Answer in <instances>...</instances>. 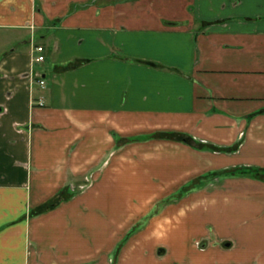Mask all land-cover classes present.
I'll return each instance as SVG.
<instances>
[{"label":"crops","instance_id":"obj_1","mask_svg":"<svg viewBox=\"0 0 264 264\" xmlns=\"http://www.w3.org/2000/svg\"><path fill=\"white\" fill-rule=\"evenodd\" d=\"M155 131L237 145L214 155L261 167L264 206V0H0V264H42L31 238L58 240L59 253L75 239L69 255L87 256L88 238L70 228L79 197L47 199L124 158L125 137ZM45 201L52 214L31 217ZM226 250L180 264H264V249ZM168 251L129 264H170Z\"/></svg>","mask_w":264,"mask_h":264},{"label":"rangeland","instance_id":"obj_2","mask_svg":"<svg viewBox=\"0 0 264 264\" xmlns=\"http://www.w3.org/2000/svg\"><path fill=\"white\" fill-rule=\"evenodd\" d=\"M141 136V139L121 138L124 158L117 160L115 156L97 161L93 174L73 184L75 191L65 195L59 192L47 199L56 202L61 197L63 200L79 197L68 209L74 222L70 228L75 235L83 231L81 234L88 238L89 249L81 248L88 255L74 256L79 250V241L75 239L68 241L59 253L58 240H46L37 247L31 238V248L41 251L33 259L42 264H129L144 256L165 259V255L157 254L162 247L169 250L173 259L168 263L180 264L187 263L191 254L207 249L230 250L221 252L226 260L236 248L264 249L261 167L244 163L227 165L230 161L226 157L214 155L228 153L237 145L222 147L189 134L165 131ZM153 138H170L175 146L188 145L191 152L175 149L171 153L164 144L151 146L147 141ZM107 166L109 171L104 169ZM49 201L33 209L31 217L40 215V218L44 212L52 214L54 205H44ZM80 220L83 222L79 223ZM65 226L58 224L54 230L50 225V228L53 234L61 231V235ZM183 233L185 238L178 239ZM89 242L93 247L91 254ZM254 256V262L258 263L257 254Z\"/></svg>","mask_w":264,"mask_h":264},{"label":"built area","instance_id":"obj_3","mask_svg":"<svg viewBox=\"0 0 264 264\" xmlns=\"http://www.w3.org/2000/svg\"><path fill=\"white\" fill-rule=\"evenodd\" d=\"M35 62H43L45 60L44 47L42 45L35 46ZM38 82L41 86L45 85V79L38 74Z\"/></svg>","mask_w":264,"mask_h":264},{"label":"trees","instance_id":"obj_4","mask_svg":"<svg viewBox=\"0 0 264 264\" xmlns=\"http://www.w3.org/2000/svg\"><path fill=\"white\" fill-rule=\"evenodd\" d=\"M120 139H121V138H119V137L117 138V140H120ZM183 141H186V139H185V138H183Z\"/></svg>","mask_w":264,"mask_h":264}]
</instances>
